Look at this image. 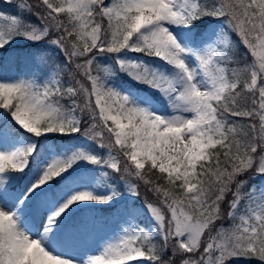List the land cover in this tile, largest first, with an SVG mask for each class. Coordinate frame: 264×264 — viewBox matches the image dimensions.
I'll use <instances>...</instances> for the list:
<instances>
[{
    "label": "snow or ice",
    "instance_id": "obj_1",
    "mask_svg": "<svg viewBox=\"0 0 264 264\" xmlns=\"http://www.w3.org/2000/svg\"><path fill=\"white\" fill-rule=\"evenodd\" d=\"M0 110V264H264V0H0Z\"/></svg>",
    "mask_w": 264,
    "mask_h": 264
},
{
    "label": "trees",
    "instance_id": "obj_2",
    "mask_svg": "<svg viewBox=\"0 0 264 264\" xmlns=\"http://www.w3.org/2000/svg\"><path fill=\"white\" fill-rule=\"evenodd\" d=\"M10 75H11V73H10ZM0 111H2V110H0Z\"/></svg>",
    "mask_w": 264,
    "mask_h": 264
}]
</instances>
